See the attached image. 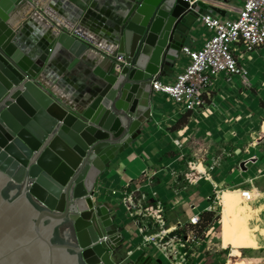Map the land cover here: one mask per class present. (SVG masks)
Segmentation results:
<instances>
[{
    "label": "water",
    "instance_id": "obj_1",
    "mask_svg": "<svg viewBox=\"0 0 264 264\" xmlns=\"http://www.w3.org/2000/svg\"><path fill=\"white\" fill-rule=\"evenodd\" d=\"M25 1L35 4L0 0V264H160L144 253L112 260L124 238L95 186L152 123L151 82L171 74L197 17L222 12L201 0H120L101 46L82 34L85 18L46 23L38 10L46 37L25 52L10 28ZM54 51L67 72L89 73L88 86L61 91Z\"/></svg>",
    "mask_w": 264,
    "mask_h": 264
},
{
    "label": "crops",
    "instance_id": "obj_2",
    "mask_svg": "<svg viewBox=\"0 0 264 264\" xmlns=\"http://www.w3.org/2000/svg\"><path fill=\"white\" fill-rule=\"evenodd\" d=\"M201 1L219 9L222 14L215 12L211 14L221 17H234L240 7V0H228L225 3L214 0ZM77 5H80L82 10ZM121 8L120 0H35L34 5L25 1L11 14L10 28L20 33V48L25 52H31L32 49L42 46L46 37V29L41 24L42 18L38 10L47 16L46 20L42 19L46 23L51 19L60 25L78 27L80 17L85 18V23L81 27L82 34L101 45L104 35L116 32L122 15ZM35 15H39L38 20L34 19ZM188 37L184 45L199 46V37L193 41ZM54 52H56L53 59L54 69L59 75L58 81L62 80L64 85L61 91L67 92V87L82 89L88 86L89 73L77 66L71 72H67L62 59H55L59 53ZM180 67V61L176 62L171 74L161 81L163 83L171 81ZM260 86L264 89V79L261 80ZM51 88L55 90L56 84ZM245 91L240 90L239 93L225 98L226 107L218 118L215 117V113L210 114L211 112L200 115L185 113L175 126L169 125L165 118L163 122H166V133L171 143L166 142V138L160 137L155 130L156 124H161L157 115L159 113V116H162V112L155 98L151 99L152 123L145 126L142 134L129 145V148L110 163V167L100 175L95 186L93 198H99L110 205V215L114 223L117 213L115 202L119 203L121 194L126 191L123 186H130L127 190L133 191L136 199L145 196L141 203L143 207L153 206L156 201H160L164 209L165 227L171 229L170 231L173 229L181 231L178 228L187 224L188 218L193 214L192 208L196 211L199 205L209 202L213 192L210 196L209 193L203 194L210 189L209 186L212 187V191L215 188L220 191L250 190L257 197L252 206L256 209L258 208L255 207L256 204H259L260 209L264 208V91L262 96L256 97H254L256 92L250 95ZM200 118L202 123L199 121ZM200 125L203 127L200 128ZM161 126L162 124L157 128L160 129ZM174 139L179 141L180 148L174 145L172 142ZM172 146L179 150L178 155L170 150ZM205 147L206 158L201 153V148ZM165 149L169 152H165ZM163 152H165L163 157H159ZM218 154L219 162L210 172L208 171V178L200 172L198 181L192 184L185 183L183 175L187 172L185 164L187 165L188 159L193 163L194 159L205 162V159H214ZM179 155L183 157L180 159ZM201 164V167L207 170V166ZM195 167L198 168V165ZM171 171L179 174L177 181ZM154 172L155 176L152 177L151 173ZM152 191L156 192L157 197L151 196ZM208 206L209 204L203 208ZM215 223L213 221L210 224L209 230ZM121 226L118 225L120 231L127 230L129 238L123 237L122 247L111 254L112 260L116 263L123 258L131 259L135 252L128 241L134 239L135 225L128 219L123 228ZM129 251L132 253L127 257ZM204 251L200 245L198 252L185 264H213V257L207 258Z\"/></svg>",
    "mask_w": 264,
    "mask_h": 264
},
{
    "label": "built area",
    "instance_id": "obj_3",
    "mask_svg": "<svg viewBox=\"0 0 264 264\" xmlns=\"http://www.w3.org/2000/svg\"><path fill=\"white\" fill-rule=\"evenodd\" d=\"M195 23L199 30H203L198 36L199 46L181 47L176 60L180 61L179 71L166 83L161 80L152 81L151 99L162 97L165 103L172 104L182 113L214 114L218 107L213 101L212 88L220 74H224L227 83L231 81V77L237 76L242 90L249 91L252 88L248 72L240 62H250L253 60L252 53L264 47V0H240V7L234 17L203 13ZM195 23L188 35L191 41L195 40L192 37V33L197 31ZM221 99L224 101L225 97L221 96ZM175 115L177 117L178 114ZM158 125L157 123L156 127ZM172 142L180 148L178 141ZM179 157L181 159L183 156ZM189 174H184L185 183L198 181L191 182ZM172 175L176 181L179 179V174L175 171H172ZM123 187L126 191L121 194L119 203L124 208L125 216L135 225L134 239H141L135 249L132 247L133 251L145 249L143 253L154 260H159L161 255L167 264H185L187 256L193 257L196 254L193 247L197 241L193 236L194 229L190 227L198 226L200 213L192 208L193 214L188 218L185 228H178L183 231L182 236L176 233L177 229H166L164 209L160 201H156L153 206L143 207L141 203L145 196L136 199L134 192L127 190L130 186ZM113 193L112 191V195ZM151 196L157 197L156 192L152 191ZM211 210L209 205L205 211ZM131 253L132 251L127 252V257Z\"/></svg>",
    "mask_w": 264,
    "mask_h": 264
},
{
    "label": "rangeland",
    "instance_id": "obj_4",
    "mask_svg": "<svg viewBox=\"0 0 264 264\" xmlns=\"http://www.w3.org/2000/svg\"><path fill=\"white\" fill-rule=\"evenodd\" d=\"M195 26H197V31L192 33V37L198 38L199 34L203 30H199L196 23ZM252 57V62H248L246 60L244 62H240V64L248 72V79L253 90L245 92L250 95L252 92H256L254 97H256V95L262 96L264 89L261 88L260 83L261 80L264 79V47H261L253 52ZM242 89L243 88L240 85L237 76L231 77V81L229 83L226 82L224 74H220L218 76L212 88L214 92L213 101L218 107V111L215 113L216 118L220 116V112L226 107L225 101L221 99V96L228 98L231 94H237ZM155 101L156 104L159 105L160 111L162 112V116H159V113L157 115L158 121H160L162 126L160 129H158L159 127H155V130L160 134V137L166 138V142L171 143V140H169L166 133V122L163 121L166 118V121H169V125L175 126L185 113L179 112L172 104L165 103L162 97H156ZM175 113L178 114L177 117ZM199 121L202 123L201 118ZM199 127L201 128L203 126L200 125ZM169 132L171 133L172 131ZM170 150H172L174 154L178 155L177 152L179 150L175 147L172 146ZM204 150H206V147L201 148V153L206 158L207 154ZM164 151L167 153L169 152L168 149H165ZM165 152H163L159 157L162 158ZM219 158L220 155L218 154V156L214 159H205V162L194 159V163L188 159L187 163H189V166L185 164V167H187V172L190 173L191 167L198 165L199 168L202 165L201 163H203L207 166V170L201 167V172L205 178H208V171L210 172L212 168L218 164ZM163 164L165 163L163 162ZM154 174L155 172L153 174L151 173L152 177L155 176ZM199 175L200 172L198 173V177ZM202 185L204 184L202 183ZM206 185L209 186V184ZM209 187L210 189L205 191L203 194L209 193L208 195L210 196L211 192H213L210 197V204L209 202H204L202 205L197 207L198 211L196 210V212L202 213L206 210V208L203 207L209 204L212 207V210L210 211L213 214L212 222L215 221L216 224H214L210 230V225L206 224L203 226L200 225L196 228V230H194L193 236L196 238L197 244L193 247V251L197 253L199 246L202 245V248L205 249V256L207 258L213 257V264H221L219 257L226 256L228 252H233L235 254V260L238 264H264V208L260 209L259 204H256L255 207H258L256 209L252 206V204L257 201L256 195L252 194V192H248L250 190L246 189H244V191H220L215 188L212 191V187ZM115 205L117 206L115 223L117 225H122L121 228H123V225L127 223L128 218L124 216V208L118 202H115ZM258 215L260 216V219H258ZM183 228H185V225ZM127 233V230H123L121 232L123 237L129 238ZM129 242L135 249V247L140 244L141 239L138 237L136 239H130ZM144 251L145 249L135 250L131 259H135ZM191 258L192 256H187L186 262ZM159 260L162 264H167V261L161 255H159Z\"/></svg>",
    "mask_w": 264,
    "mask_h": 264
},
{
    "label": "bare ground",
    "instance_id": "obj_5",
    "mask_svg": "<svg viewBox=\"0 0 264 264\" xmlns=\"http://www.w3.org/2000/svg\"><path fill=\"white\" fill-rule=\"evenodd\" d=\"M174 140L178 141L177 139H174ZM201 171H202L201 167L199 168L195 166L191 167L190 174H189V178L191 182H195L198 179V173ZM219 259L221 261V264H238L235 260V254L233 252H228L226 256H221Z\"/></svg>",
    "mask_w": 264,
    "mask_h": 264
},
{
    "label": "trees",
    "instance_id": "obj_6",
    "mask_svg": "<svg viewBox=\"0 0 264 264\" xmlns=\"http://www.w3.org/2000/svg\"><path fill=\"white\" fill-rule=\"evenodd\" d=\"M210 199H209V204H210ZM212 218H213L212 212L203 211L202 213L199 214V224H198V226L190 227V228H193L194 230H196V228L199 227L200 225H202V226L204 224L210 225L212 223V220H213ZM176 233H179V234H181L183 236V231H177Z\"/></svg>",
    "mask_w": 264,
    "mask_h": 264
}]
</instances>
